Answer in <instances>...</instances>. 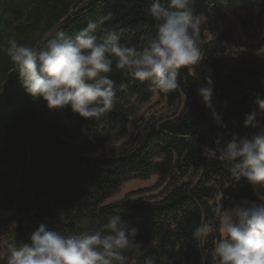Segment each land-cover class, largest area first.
Returning a JSON list of instances; mask_svg holds the SVG:
<instances>
[{"label": "trees", "instance_id": "trees-1", "mask_svg": "<svg viewBox=\"0 0 264 264\" xmlns=\"http://www.w3.org/2000/svg\"><path fill=\"white\" fill-rule=\"evenodd\" d=\"M149 7L150 0H0V47L14 37L41 49L49 39L45 33L72 34L110 15L102 27L122 29L121 43L139 49L155 32ZM195 9L207 21L200 34L201 65L193 70L212 69L213 103L226 127L216 125L197 93L198 77L187 69H181L179 90L165 94L149 81L129 83L127 91L117 88L109 113L85 120L70 109L49 110L46 102L29 96L10 57L0 51V213L9 214L2 219L8 247L26 242L41 222L63 234L95 231L120 212L139 229L143 245L125 253L128 264H144L148 256L156 264L162 256L173 257L174 264H218L214 244L221 224L215 208L257 198L246 181L229 173L222 149L233 135L256 131L243 121L256 99L264 98V54L239 61L234 30L221 29L218 21L230 10L264 14V0H197ZM113 68L116 85L128 83ZM155 94L177 105L176 113L142 116ZM99 150L102 154L95 155ZM153 176L159 177L158 197L135 198L136 193L106 203L125 183ZM202 218L216 230L201 243L192 233ZM1 254L0 247V264H5Z\"/></svg>", "mask_w": 264, "mask_h": 264}, {"label": "clouds", "instance_id": "clouds-1", "mask_svg": "<svg viewBox=\"0 0 264 264\" xmlns=\"http://www.w3.org/2000/svg\"><path fill=\"white\" fill-rule=\"evenodd\" d=\"M197 0H150L148 14L155 21V32L142 48L121 43L116 26H104L109 16L90 20L72 34L58 30L46 47L23 45L11 37L0 47L13 62L24 91L35 100H43L49 110H71L85 120H99L117 102V88L127 91L129 83H151L152 89L169 93L180 89L181 69L190 73L201 65V27L206 23L197 13ZM123 72L128 83L118 86L110 77ZM204 83L197 93L218 127H226L213 103L215 83L207 67ZM244 117L243 126L252 134L233 135L222 149L225 166L239 182L246 181L255 200H231L229 206H217L221 238L214 244L218 264H264V98ZM99 154V153H97ZM87 226L88 221H81ZM215 226L203 218L192 236L201 243L213 234ZM139 229L117 212L102 228L63 234L41 222L29 233L26 242L7 250L5 264H128L130 249L142 250L137 239ZM144 264H156L148 256ZM160 264H174V258L162 256Z\"/></svg>", "mask_w": 264, "mask_h": 264}, {"label": "rangeland", "instance_id": "rangeland-1", "mask_svg": "<svg viewBox=\"0 0 264 264\" xmlns=\"http://www.w3.org/2000/svg\"><path fill=\"white\" fill-rule=\"evenodd\" d=\"M207 21V19H206ZM206 24V23H205ZM203 24V25H205ZM218 25L221 29L230 27L235 32L236 39L239 42L238 58L239 61L249 60V62L260 59L264 54V48L262 47V42L264 40V14L260 13H246L237 10H230L228 12H222L221 17L219 18ZM203 69H195L192 73L198 77L199 86L203 84L202 75ZM177 105L171 106L167 101L161 102L158 94H155V97L151 102L142 110V116H170L176 113ZM66 124H68L66 122ZM113 146H108L107 150L112 149ZM203 154L209 155L207 149L202 150ZM99 153V154H97ZM95 155H101L102 150H99ZM95 155H90L89 158L95 157ZM159 183V177L153 176L149 180H132L125 183L121 191L116 194L114 197L109 199L106 203L112 204L123 200L129 194H136L135 198H149V197H158L160 195L161 189L154 190V188ZM150 191L145 194H138L140 191ZM9 216V214L0 213V247L2 249V257L7 255L8 246L3 237V230L5 225L2 224V219Z\"/></svg>", "mask_w": 264, "mask_h": 264}]
</instances>
